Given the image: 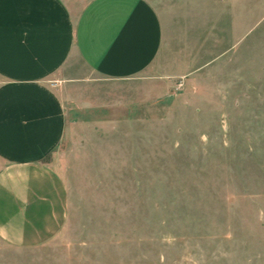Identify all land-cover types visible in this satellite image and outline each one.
I'll list each match as a JSON object with an SVG mask.
<instances>
[{
    "label": "rangeland",
    "instance_id": "obj_1",
    "mask_svg": "<svg viewBox=\"0 0 264 264\" xmlns=\"http://www.w3.org/2000/svg\"><path fill=\"white\" fill-rule=\"evenodd\" d=\"M147 1L159 69L76 66L47 158L66 224L35 248L0 240V264H264V0Z\"/></svg>",
    "mask_w": 264,
    "mask_h": 264
},
{
    "label": "crops",
    "instance_id": "obj_2",
    "mask_svg": "<svg viewBox=\"0 0 264 264\" xmlns=\"http://www.w3.org/2000/svg\"><path fill=\"white\" fill-rule=\"evenodd\" d=\"M161 20L147 0H0V240L57 237L69 210L48 159L70 127L63 85L77 67L110 80L159 69Z\"/></svg>",
    "mask_w": 264,
    "mask_h": 264
}]
</instances>
